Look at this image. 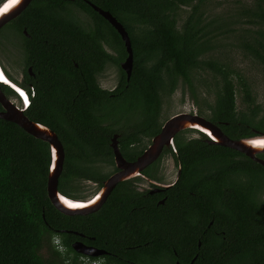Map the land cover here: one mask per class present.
Masks as SVG:
<instances>
[{"label":"trees","instance_id":"obj_1","mask_svg":"<svg viewBox=\"0 0 264 264\" xmlns=\"http://www.w3.org/2000/svg\"><path fill=\"white\" fill-rule=\"evenodd\" d=\"M87 1L108 10L126 30L132 50L128 79L120 67L127 54L120 35ZM202 2L31 0L0 28L18 36L24 74L31 66L42 78L37 85L41 89L23 112L54 130L62 142L64 162L57 184L61 193L75 199L83 182L107 175L104 167L113 164L114 133L123 157L134 159L141 153L161 127L163 92L171 93L178 78L192 87L197 69L221 79L205 118L231 138L252 135V129L264 132L260 104L235 108L233 69L218 57L203 59L210 43L204 28L213 19L205 21ZM183 11L186 16L179 18ZM240 11L245 23L254 26L244 35V47L262 66L264 76V0H250ZM3 44L0 54L11 58ZM107 64H114L119 72L112 89L101 87L97 80ZM238 81L246 101L253 103L247 84L242 78ZM0 88L6 96L15 93L6 84ZM204 137L193 128L175 134L181 173L165 191L162 204L154 196L125 187L129 181L123 180L108 195L102 207L113 199L108 209L66 215L47 197V142L0 118V264H79L81 254L71 247L76 230L94 236L95 244L112 251L103 254L98 264H131L134 257L153 260L158 253L187 262L190 251L196 253L191 264H263L264 166L235 149L207 143ZM257 156L264 158V152ZM155 214L228 215L227 219L236 216L238 221L224 237L206 238L184 236L183 226L173 229L168 226L172 221L150 217ZM197 216L192 220L200 219Z\"/></svg>","mask_w":264,"mask_h":264},{"label":"water","instance_id":"obj_2","mask_svg":"<svg viewBox=\"0 0 264 264\" xmlns=\"http://www.w3.org/2000/svg\"><path fill=\"white\" fill-rule=\"evenodd\" d=\"M31 0H3L0 2V28L9 20L18 16L21 11L30 3ZM87 3L120 35L126 50L125 58L120 62L121 69L129 78L132 65V50L126 30L123 25L108 11L103 10L90 1ZM25 32V30H23ZM30 71L31 67L28 66ZM6 84L24 99V105L19 106L10 100L0 88V118L11 121L22 128L26 133L39 138L48 144L49 164L46 176V193L50 203L61 213L66 215L87 214L91 213L105 201L106 197L117 184L130 176L139 173L144 167L152 163L160 155L164 147L174 148L173 138L176 133L185 128L196 129L205 134L204 141L211 144L227 146L235 149L252 160L264 166V158L258 157L257 154L264 152V132L252 129V135L240 138H231L225 134L222 129L214 122L198 114L193 108L192 111H182L174 113L164 120L159 131L151 137L150 143L143 151L132 161H127L121 154L116 136L114 133L110 138V147L113 154V160L118 170L108 176L97 193L88 199H73L61 193L58 188V178L62 171L64 162V149L62 142L56 132L45 124L30 119L24 112L27 104V97L24 91L14 84L2 71L0 65V84ZM175 149V148H174ZM160 188H166L169 184H159ZM74 251L86 255L96 256L104 253V249L84 245L79 241L71 244ZM192 260L187 263L191 264ZM174 264H181L175 262Z\"/></svg>","mask_w":264,"mask_h":264},{"label":"rangeland","instance_id":"obj_3","mask_svg":"<svg viewBox=\"0 0 264 264\" xmlns=\"http://www.w3.org/2000/svg\"><path fill=\"white\" fill-rule=\"evenodd\" d=\"M250 0H203L201 10L204 13L205 21L212 20L210 25H206V38L209 40V50L203 56V59L218 57L227 63L229 68L233 69L230 77L235 89V108L246 109L247 106L260 104L264 109V76L262 66L256 58L244 47L245 34L253 25L245 23L240 11L243 4H248ZM187 12L179 13V18L186 16ZM218 23V25H215ZM244 30V32H243ZM246 30V32H245ZM240 37V38H239ZM0 42L9 48V56L0 54V65L4 74L10 75L14 80L22 72V54L20 47L17 46L18 36L12 33L9 28L0 30ZM123 60V59H122ZM121 60V61H122ZM197 80L192 81V87L185 81L178 78L175 82L174 90L171 93H164L162 96L161 110L159 120L163 123L166 118L177 112L192 111L204 117H207V104L212 103L216 91L221 83L220 77L210 71L197 69ZM8 73V74H7ZM119 72L114 64H107L104 71L98 75L97 80L101 87L112 89L118 82ZM239 78H242L249 88V94L253 98V103L246 101L244 92L240 88ZM200 108V111L198 109ZM206 113V114H205ZM193 135L194 132L188 133ZM147 145L148 142H145ZM110 165L104 167V170L110 169ZM161 173V182H167L172 179L173 172L168 171L167 165L159 167ZM92 190V185L88 181L82 183L77 192ZM47 258L50 262L54 259L48 252ZM58 262V261H57ZM57 264V263H56ZM58 264H70V261H64Z\"/></svg>","mask_w":264,"mask_h":264},{"label":"flooded vegetation","instance_id":"obj_4","mask_svg":"<svg viewBox=\"0 0 264 264\" xmlns=\"http://www.w3.org/2000/svg\"><path fill=\"white\" fill-rule=\"evenodd\" d=\"M1 1H3V0H1ZM10 80L14 84H16L18 87H20L24 91V93L26 94L27 101H28L27 105L25 106V109H26L29 105V99L33 96H36L35 91H37L38 89H41V87L40 86L38 87L37 85L41 83L40 81L42 80V78L40 76H36V74L31 70L30 71L27 70V73L25 75L23 70H22V72H20L18 74L17 78H15L14 80L13 79H10ZM14 92L15 93H13L12 95H8L7 97L10 100H12L13 102H15L17 105L22 106L23 103L21 102V100H19V98L17 96L18 93H16L15 90H14ZM116 134L118 136V133H116ZM117 136H116V139H117ZM192 136H199V134L194 133ZM201 139L203 140L204 138H201ZM139 154H137L135 156V158ZM134 159H126V160L132 161ZM112 161H113V164L112 165L110 164V166H111L110 169L104 170L107 175L104 178H101V179L96 180V181L88 180L90 185H92V190H88V191L84 190V191L79 192L78 197L75 199H81V200L88 199L97 193L99 188L102 186L103 181L108 176H110L112 173H114L118 170V168L115 166V163L113 160V154H112ZM180 162L181 161L178 158L176 149L172 148L171 151L170 150H162L160 155L156 158V160H154L152 163H150L149 165L144 167L139 173L124 179V180L129 181L125 185V187L132 189L135 192L141 193L144 196H148V195L154 196L155 202L157 204H162L164 202L165 197H166V195H164L165 191L169 187H171L178 180V178L180 176V173H181ZM163 164L167 165L168 171L173 172L172 179L167 181V182H161L160 181L162 172L159 170V167H162ZM107 165H109V164H106L105 167ZM121 181H123V180H121ZM159 184H169V186L166 188L157 189L159 187L158 186ZM80 185H81V183H80ZM114 187H113V189H114ZM220 187H221V185H220ZM113 189L110 191L109 194H111ZM107 198H108V196L106 197L105 201L95 211H98V210L101 211V209L106 210L109 208L113 199H111L110 201L107 202L105 208H102L104 206V203L107 201ZM116 202H118V201H116ZM95 211H93V212H95ZM93 212H91V213H93ZM87 214H89V213H87ZM87 214H83V215H87ZM127 215H128L127 218H130V219L136 217V216L131 215V214H127ZM194 216H197V215L155 214V215H151L150 217L154 218L156 221H172V223L169 224L168 226L170 227L173 225L172 226L173 229H175L179 225L183 226L184 236H191V235L202 236V235H204L206 238H210V237L215 238V236H219L221 238L224 237L225 233H229L234 229V228L231 229L230 227L236 226V224H237L236 222L238 221V218L236 216H233L235 218L233 221H231V219L230 220L227 219V217H230L228 215L218 216L215 214H208V215L197 216L200 218L198 220H192V217H194ZM173 221H183L184 223L173 224ZM194 221L197 223H193ZM231 222H233V223H231ZM239 226H240V220H239ZM138 228H139V225H137V229ZM137 229L135 231L136 233L138 232ZM72 232H73V234L75 233L77 238L73 239V241H71V244L74 241H79L84 245L94 246V247H98V248L103 249L102 247H99L97 244L94 243V240H95L94 236H88V235H86L83 232L78 231V230L72 231ZM59 240H60V236H59ZM186 243H188L187 237H186ZM205 244L206 243H203V246ZM200 245H201L200 241L198 240L197 246L199 247ZM170 249L172 250V248H170ZM104 251H105L104 253L96 255V256H91V255H86V254L80 253L81 255H79V259L82 260V262H79V264H94L98 260L104 259V257L102 256L103 254H111L112 253V251L107 250V249H104ZM156 252H158V250H156ZM173 252H175V251L173 250ZM189 253L191 254L190 255L191 257L189 258V261H187V262H180L178 259L171 261L170 258H166V257L162 258L159 255V253L155 256V258H153V260H145V261L141 260V261H139V258L134 257V259H132V260L130 259L129 262L131 264H140V262L147 263V261H150V263H148V264H174L175 262H179L181 264H187L188 262L193 260L196 256V253L193 254V253H191V251ZM151 262H153V263H151Z\"/></svg>","mask_w":264,"mask_h":264},{"label":"clouds","instance_id":"obj_5","mask_svg":"<svg viewBox=\"0 0 264 264\" xmlns=\"http://www.w3.org/2000/svg\"><path fill=\"white\" fill-rule=\"evenodd\" d=\"M121 62V61H120ZM8 77V76H7ZM1 84H3V83H1ZM17 93V92H16ZM18 98H19V100H21V102L23 103L22 105H24V99H23V97L18 93ZM27 97V96H26ZM28 103V102H27ZM27 105V104H26ZM25 105V106H26ZM20 106V105H19ZM24 109H25V107H24ZM24 111V110H23ZM58 249H61V246H59V248ZM94 264H98V261L96 262V263H94Z\"/></svg>","mask_w":264,"mask_h":264}]
</instances>
